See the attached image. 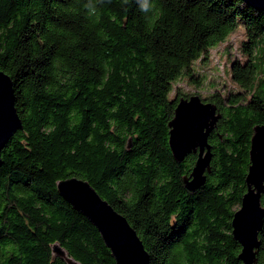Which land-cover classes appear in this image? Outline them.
<instances>
[{"label": "trees", "instance_id": "1", "mask_svg": "<svg viewBox=\"0 0 264 264\" xmlns=\"http://www.w3.org/2000/svg\"><path fill=\"white\" fill-rule=\"evenodd\" d=\"M0 0V70L11 80L22 128L0 150V264H114L95 228L56 192L86 180L135 230L148 264H242L231 216L245 191L252 127L264 99L252 88L264 60V12L241 0ZM240 23L241 58L228 64L236 90L204 102L220 113L208 134L209 172L187 190L195 154L175 162L167 121L180 78ZM263 79V78H262ZM257 77V83L263 80ZM260 204L264 207V193ZM264 264V217L257 236Z\"/></svg>", "mask_w": 264, "mask_h": 264}, {"label": "water", "instance_id": "2", "mask_svg": "<svg viewBox=\"0 0 264 264\" xmlns=\"http://www.w3.org/2000/svg\"><path fill=\"white\" fill-rule=\"evenodd\" d=\"M241 1L264 12V0ZM13 102L10 77L0 70V150L22 128ZM219 118L220 113L213 103L204 102L198 95L192 94L177 100L167 121V146L173 160L181 162L187 154H195L190 171L182 176V183L189 191L202 186L205 174L210 170L211 146L207 137ZM244 185L239 206L231 216V236L240 247L237 259L242 264H257V236L264 217V207L260 204L261 194L264 193V124L252 127ZM55 189L74 211L95 228L114 264H148V253L135 230L86 180L76 176L66 177L55 182ZM51 252L65 264H79L58 243L51 244Z\"/></svg>", "mask_w": 264, "mask_h": 264}, {"label": "rangeland", "instance_id": "3", "mask_svg": "<svg viewBox=\"0 0 264 264\" xmlns=\"http://www.w3.org/2000/svg\"><path fill=\"white\" fill-rule=\"evenodd\" d=\"M242 39V27L238 22L234 32L226 38L225 42L210 50V56L207 59L197 60L192 64L199 85L195 86L184 78H180L174 82V87H178L181 93L186 94L185 97L196 94L200 98L206 97L215 90L219 92L228 88L236 90V87L228 78V64L234 58H241L238 45ZM255 75L252 88L260 91L264 99V82L263 84L257 83V77L259 80L264 79V60L262 64H257Z\"/></svg>", "mask_w": 264, "mask_h": 264}, {"label": "clouds", "instance_id": "4", "mask_svg": "<svg viewBox=\"0 0 264 264\" xmlns=\"http://www.w3.org/2000/svg\"><path fill=\"white\" fill-rule=\"evenodd\" d=\"M125 2H127V0H125ZM137 3L141 11L145 13H149L153 8V5L150 3V0H137ZM85 8L88 10L89 14H95L96 12V7L93 3V0H88V3L85 5Z\"/></svg>", "mask_w": 264, "mask_h": 264}]
</instances>
